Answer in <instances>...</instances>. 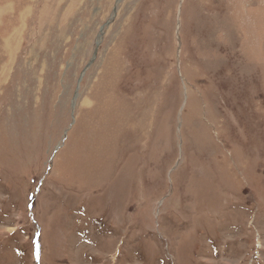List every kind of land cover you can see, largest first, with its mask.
<instances>
[{
	"label": "rangeland",
	"instance_id": "rangeland-1",
	"mask_svg": "<svg viewBox=\"0 0 264 264\" xmlns=\"http://www.w3.org/2000/svg\"><path fill=\"white\" fill-rule=\"evenodd\" d=\"M0 264H264V0H0Z\"/></svg>",
	"mask_w": 264,
	"mask_h": 264
}]
</instances>
